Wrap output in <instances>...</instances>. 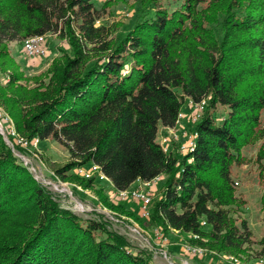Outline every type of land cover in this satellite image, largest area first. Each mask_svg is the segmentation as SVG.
Listing matches in <instances>:
<instances>
[{
	"label": "trees",
	"instance_id": "trees-1",
	"mask_svg": "<svg viewBox=\"0 0 264 264\" xmlns=\"http://www.w3.org/2000/svg\"><path fill=\"white\" fill-rule=\"evenodd\" d=\"M98 1L0 0V106L19 135L64 146L69 160L55 176L97 188L114 217L148 220L164 236L187 234L188 245L213 256L250 259L257 239L233 172L248 162L244 150L261 142L264 189V0H182L176 8L136 0L139 16L124 34L102 22L111 0ZM35 35H57L64 45L30 81L10 43ZM203 99L194 150L166 151L160 127H174L189 100ZM3 124L10 144L0 132V264H159L104 215L83 218L62 206L16 154L30 155ZM92 164L117 191L160 177L150 217L136 199L110 200L98 174L77 173ZM261 202L264 211V190Z\"/></svg>",
	"mask_w": 264,
	"mask_h": 264
},
{
	"label": "rangeland",
	"instance_id": "rangeland-1",
	"mask_svg": "<svg viewBox=\"0 0 264 264\" xmlns=\"http://www.w3.org/2000/svg\"><path fill=\"white\" fill-rule=\"evenodd\" d=\"M106 1L99 0L97 5L101 7ZM161 2L168 8H176L182 3V0H161ZM139 8L140 5L136 0H111L110 4L106 7V16L102 22L114 26L116 33L124 34L133 26L138 18L140 13ZM63 45L64 41L62 39L57 35H51L48 37L49 52L47 56L33 59H27L22 42H11L10 48L12 55L20 64V69L25 73L27 79L33 81L34 76L40 75L48 68L52 59L59 54V48ZM191 109L188 110V107L185 105L183 111L186 114H191ZM217 112L218 117L223 118L227 113V108L220 106ZM262 116L264 120V111ZM159 139L161 140L162 138L159 137ZM260 144L261 142H258L244 150L248 162L244 165L236 166L233 172L238 193L247 201L246 205L242 208L241 214L248 219L250 227L254 232V237L257 239V242L251 248L253 256L248 260L245 255L237 256L240 258L238 264H258L259 258H264V244L259 242L264 237V211L262 210L261 202L264 189L262 188V182L258 175L259 168L256 162ZM31 149L34 152L28 150L31 155L28 156L26 154L25 156L29 158L31 165L35 167L36 177L48 184L53 191L57 192V198L62 206L72 209L83 218L96 217L97 214L94 212H98V214L104 215V218L109 221L114 229L125 234L135 249L150 248L153 250L155 262L159 264H181L170 255L168 246L186 243L188 237L185 234L169 231L164 236L158 230L156 231L155 226L149 224L148 220L143 219L139 222L135 219H127L125 217L123 219L126 221L119 220L114 217L117 216L115 213L101 205L98 199V193L96 192L97 188L84 189L76 181H64L55 176L54 167L57 164H63L69 160L68 150L64 146L53 139H48L40 142L38 147ZM162 183L163 180L160 179L153 186L147 187L146 189L154 197L158 194ZM98 185V187L101 186L104 188V193L109 196L110 200L120 202L118 201L117 190L114 189L109 180H99ZM140 208L141 205L139 204L136 210L139 212ZM262 251L263 253H261ZM203 255L206 258L212 257L215 260L218 259L222 264H233L225 257V254L218 253L213 256L210 252L205 251Z\"/></svg>",
	"mask_w": 264,
	"mask_h": 264
},
{
	"label": "built area",
	"instance_id": "built-area-1",
	"mask_svg": "<svg viewBox=\"0 0 264 264\" xmlns=\"http://www.w3.org/2000/svg\"><path fill=\"white\" fill-rule=\"evenodd\" d=\"M23 49L24 53L27 58L33 59V58H43L47 56L49 52V46H48V36L47 35H35L28 37L23 42ZM207 99H203L202 101L195 102L193 100H189L188 105L190 108H192V113L186 114L183 110L179 113V117L177 119L176 125L172 127L171 129H174L177 125L181 124V121L183 118H188L192 122L199 121L205 112L206 106H207ZM4 120L10 122L9 126V133L11 136H13L17 143H19L22 147H24L27 151H33L31 148H36L40 144L39 138L34 139H27L26 137H23L18 134L17 130L15 129L13 125V121L11 120L8 113L4 110L3 107L0 106V130L3 129L5 131L6 136L7 130L5 129V125L3 124ZM184 141H181L179 143L178 150L180 153H188L190 151H193L195 148V140L197 136V132L195 129H185L184 130ZM169 138L166 136L162 137L161 144L164 147L166 151H169ZM34 152V151H33ZM30 153V152H29ZM16 154L21 158V160L24 162L25 165L29 166L30 170L33 172L35 170V167L31 165V161L27 156L21 154L20 152L16 151ZM31 155V154H30ZM35 155V153H33ZM29 156V155H28ZM36 171V170H35ZM33 172L34 174L36 172ZM77 173H79L81 176H84L86 178H91L95 174H98L99 178L101 180H107L108 178L100 171V167L97 164H92L91 167L87 168L85 166H79L77 168ZM36 176V175H35ZM160 177H156L153 180L150 181H139V184L136 187L129 188L126 190H118L117 191V197L119 201H125L128 199H136L140 202L141 208V214L144 218H149L151 215V203L153 196L151 195L150 191H148L146 188L153 186L155 182L159 181ZM82 189L81 187H79ZM186 249L194 254H203L205 253L206 249L202 247L197 246H191L186 244ZM225 257L228 258L233 264H238L240 258L236 255H229L225 254ZM264 258L261 257L258 260V264H263Z\"/></svg>",
	"mask_w": 264,
	"mask_h": 264
},
{
	"label": "crops",
	"instance_id": "crops-1",
	"mask_svg": "<svg viewBox=\"0 0 264 264\" xmlns=\"http://www.w3.org/2000/svg\"><path fill=\"white\" fill-rule=\"evenodd\" d=\"M28 59V58H27ZM186 106L188 107V110H190L188 103L186 104ZM185 107V106H184ZM194 128V124L193 122L188 119V118H183L181 121V124L177 125L174 129H171L170 127H164L161 126L160 130H159V135H158V141L161 142V140L159 139V137H163L166 136L169 138V151L170 152H177L180 153L178 150L179 147V143L181 141H183V139H185L184 136V130L191 129ZM139 184V180H137L131 188L136 187ZM177 233H180L178 231H174ZM187 237L188 235L185 234ZM186 243L180 245V244H175V245H170L168 246V250L170 255L173 256L175 258V260H177L179 263L181 264H222L217 260H215V258L212 257H208L206 258L203 254H194L192 252H188L186 249ZM215 261V262H214Z\"/></svg>",
	"mask_w": 264,
	"mask_h": 264
},
{
	"label": "water",
	"instance_id": "water-1",
	"mask_svg": "<svg viewBox=\"0 0 264 264\" xmlns=\"http://www.w3.org/2000/svg\"><path fill=\"white\" fill-rule=\"evenodd\" d=\"M0 132H1V134L4 135V138H5V140L7 141V143L10 144V140H9V138L6 136L5 131H4L3 129H1Z\"/></svg>",
	"mask_w": 264,
	"mask_h": 264
}]
</instances>
